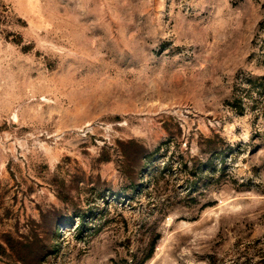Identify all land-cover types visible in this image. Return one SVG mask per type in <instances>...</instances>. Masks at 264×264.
<instances>
[{
	"label": "rangeland",
	"instance_id": "obj_1",
	"mask_svg": "<svg viewBox=\"0 0 264 264\" xmlns=\"http://www.w3.org/2000/svg\"><path fill=\"white\" fill-rule=\"evenodd\" d=\"M263 24L264 0H0V264L260 261Z\"/></svg>",
	"mask_w": 264,
	"mask_h": 264
},
{
	"label": "trees",
	"instance_id": "obj_2",
	"mask_svg": "<svg viewBox=\"0 0 264 264\" xmlns=\"http://www.w3.org/2000/svg\"><path fill=\"white\" fill-rule=\"evenodd\" d=\"M258 38L260 39V42L262 43L261 51H262L263 56H264V24L260 28V34H259ZM241 85L245 86L244 89L242 90V95L246 94V96H247L250 93L255 92L254 90L251 89V87L248 89V87L246 85H244L243 83H241ZM243 103H244L243 98L236 99V110L240 115L245 114L244 113L245 107H244ZM154 248H155V246L149 252L148 256L146 257V260L143 261L141 264H145V262L152 257ZM255 264H264V256L262 257V259L260 261L256 262Z\"/></svg>",
	"mask_w": 264,
	"mask_h": 264
}]
</instances>
